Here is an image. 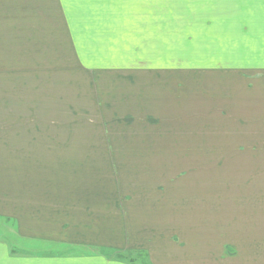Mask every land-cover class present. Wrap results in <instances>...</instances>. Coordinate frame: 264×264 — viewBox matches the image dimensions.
I'll return each instance as SVG.
<instances>
[{
    "label": "rangeland",
    "instance_id": "obj_1",
    "mask_svg": "<svg viewBox=\"0 0 264 264\" xmlns=\"http://www.w3.org/2000/svg\"><path fill=\"white\" fill-rule=\"evenodd\" d=\"M220 2L0 0L1 139L8 151L21 150L10 143L23 139L45 153L30 178L21 175L29 165L18 164L11 187L51 203L43 216L68 215L80 228L90 222L83 205L61 213L58 205L91 189L86 202L103 200L99 236L108 223L116 236L131 234L138 215L157 204L183 212L181 221L202 222V213L214 231H240L244 246H260L264 102L253 107L249 95L255 98V81L264 84V69L241 62L251 37L237 36L231 21L225 29L219 17L242 11ZM212 42L232 56L214 57ZM78 141L87 146L73 147ZM13 199L0 188L1 203ZM12 225L0 219V238L10 243L18 235Z\"/></svg>",
    "mask_w": 264,
    "mask_h": 264
},
{
    "label": "crops",
    "instance_id": "obj_2",
    "mask_svg": "<svg viewBox=\"0 0 264 264\" xmlns=\"http://www.w3.org/2000/svg\"><path fill=\"white\" fill-rule=\"evenodd\" d=\"M220 3L224 6L239 4L241 13H235L232 6L234 11L227 13L225 17L220 16L219 19L222 24H225V29L231 21L230 27L235 29L237 36L244 31L251 37L252 44L247 47L250 48L249 51L240 55L241 62L250 58L253 65L257 62L258 66L264 69V0H222ZM158 35L161 34L158 33ZM155 40L153 47L156 48L158 38L156 37ZM213 43L210 44V51H219L218 56L213 54L214 57L225 61L232 56L227 53V45ZM127 47L128 49L131 47L129 43L119 48L122 51ZM119 48L112 47V51ZM233 56L239 57L236 53ZM216 66L223 67L224 64L219 62ZM255 84L257 85L254 92L255 100L252 96L249 95V97L253 100L252 106L259 108L261 102H264V99L260 97L264 91L258 92L264 84L261 80L255 81ZM1 138L2 135H0V188L7 187L14 199L8 203L0 202V219L12 223L18 235L14 237L15 240L12 243L8 242L7 238H0V264H264V239L260 246L252 243L244 246L243 235L235 236L240 231H234V235L230 237L223 229L214 231L210 227V219L205 220L202 213L197 215V218H202V222L185 219L181 221L183 212L178 211V214L163 212L155 204L138 215L140 220L138 229L130 230L131 234L116 236L114 225L108 223L103 236H99L100 227L97 222L98 212L101 209L97 210L96 206L102 205L100 202L103 200L90 199L91 203L86 202L85 199L89 194H95L90 192L91 189H86L84 193H75L76 190L70 193L72 198L58 205L57 212L61 213L66 206L72 209L75 204L80 203L83 205L80 211L88 213L89 225L81 228L74 227L68 215L43 216L40 212L53 208L51 203H36L33 198H28L32 193H24V187L20 189L11 187L14 180L20 179L18 164L29 165L28 170L21 173L22 177L30 178L34 175L40 160L45 159L44 151L38 150L41 145L29 147L31 141L21 139V141L10 143V148H21V150L8 151L9 145ZM78 142L72 146L79 148L87 146ZM122 142L126 146L132 144V141L123 140ZM141 143L147 144V141ZM109 144L104 143L101 146L110 148ZM46 146L49 147V145ZM64 146H66L64 143L60 145V147ZM32 147L35 150L31 149ZM7 152L11 155L6 156ZM76 152L80 154L82 149ZM13 153L16 156H13ZM3 165H12L17 172L5 171L2 169ZM7 181H11V184L6 185ZM33 189H30L31 192ZM79 195L84 199L76 198ZM97 195L96 193V197ZM112 206L110 204V207ZM56 209L54 208L55 212ZM176 216L179 220L175 219ZM178 228H184V230ZM89 230H93L92 232L96 235H90ZM238 238H241L240 242Z\"/></svg>",
    "mask_w": 264,
    "mask_h": 264
}]
</instances>
